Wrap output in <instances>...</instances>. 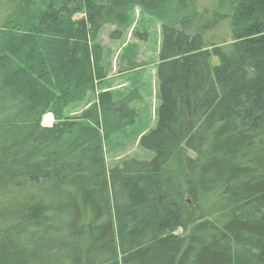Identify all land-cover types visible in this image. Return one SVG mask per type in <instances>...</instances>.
Returning <instances> with one entry per match:
<instances>
[{
  "label": "trees",
  "instance_id": "1",
  "mask_svg": "<svg viewBox=\"0 0 264 264\" xmlns=\"http://www.w3.org/2000/svg\"><path fill=\"white\" fill-rule=\"evenodd\" d=\"M135 9L161 23L154 156L109 168L143 98L97 92L98 39ZM0 264H264V0H0Z\"/></svg>",
  "mask_w": 264,
  "mask_h": 264
},
{
  "label": "rangeland",
  "instance_id": "2",
  "mask_svg": "<svg viewBox=\"0 0 264 264\" xmlns=\"http://www.w3.org/2000/svg\"><path fill=\"white\" fill-rule=\"evenodd\" d=\"M81 17L82 15H79L77 19ZM114 30L112 26H105L99 35L98 42L103 50L100 63L106 72L107 83L104 87L100 84L97 92L108 89L115 98H121L136 89L143 99L139 104H134L139 114L135 125L115 135L106 144L105 153L109 168L129 158L152 159L154 156L153 152L141 149L140 138L153 129L157 122L159 85L156 72L162 41L160 21L139 9L133 12L131 22L123 29L121 39L111 38ZM138 34H145L147 37L143 40ZM218 61L216 57L213 58L214 65L218 64ZM96 98L97 96H93L89 104L69 106L65 111V118L78 116L93 105ZM48 116L51 118L48 122L43 119V124L52 126L55 119L51 115L45 118Z\"/></svg>",
  "mask_w": 264,
  "mask_h": 264
},
{
  "label": "crops",
  "instance_id": "3",
  "mask_svg": "<svg viewBox=\"0 0 264 264\" xmlns=\"http://www.w3.org/2000/svg\"><path fill=\"white\" fill-rule=\"evenodd\" d=\"M107 77V76H106ZM107 83V79L105 78L103 81H102V83H101V85L104 87L105 86V84ZM135 90V89H134ZM105 91H109L108 89H104V92ZM135 106V105H134ZM48 115H50V114H48ZM52 116V115H51ZM53 117V116H52ZM44 120H45V117H44ZM46 126H50V125H46Z\"/></svg>",
  "mask_w": 264,
  "mask_h": 264
},
{
  "label": "bare ground",
  "instance_id": "4",
  "mask_svg": "<svg viewBox=\"0 0 264 264\" xmlns=\"http://www.w3.org/2000/svg\"><path fill=\"white\" fill-rule=\"evenodd\" d=\"M50 118H51L50 116L46 117L45 118L46 119V122H48Z\"/></svg>",
  "mask_w": 264,
  "mask_h": 264
}]
</instances>
